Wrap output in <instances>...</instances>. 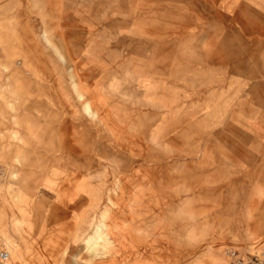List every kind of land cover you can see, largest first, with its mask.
I'll return each mask as SVG.
<instances>
[{
  "label": "rangeland",
  "instance_id": "1",
  "mask_svg": "<svg viewBox=\"0 0 264 264\" xmlns=\"http://www.w3.org/2000/svg\"><path fill=\"white\" fill-rule=\"evenodd\" d=\"M0 250L262 253L264 0H0Z\"/></svg>",
  "mask_w": 264,
  "mask_h": 264
},
{
  "label": "built area",
  "instance_id": "2",
  "mask_svg": "<svg viewBox=\"0 0 264 264\" xmlns=\"http://www.w3.org/2000/svg\"><path fill=\"white\" fill-rule=\"evenodd\" d=\"M228 254L229 264H264V251L247 255L238 250H230ZM8 258V254L0 250V264H7Z\"/></svg>",
  "mask_w": 264,
  "mask_h": 264
},
{
  "label": "crops",
  "instance_id": "3",
  "mask_svg": "<svg viewBox=\"0 0 264 264\" xmlns=\"http://www.w3.org/2000/svg\"><path fill=\"white\" fill-rule=\"evenodd\" d=\"M253 229L256 231L257 230V226L255 225V226H253Z\"/></svg>",
  "mask_w": 264,
  "mask_h": 264
},
{
  "label": "bare ground",
  "instance_id": "4",
  "mask_svg": "<svg viewBox=\"0 0 264 264\" xmlns=\"http://www.w3.org/2000/svg\"><path fill=\"white\" fill-rule=\"evenodd\" d=\"M255 254V253H254ZM197 264V263H196Z\"/></svg>",
  "mask_w": 264,
  "mask_h": 264
}]
</instances>
